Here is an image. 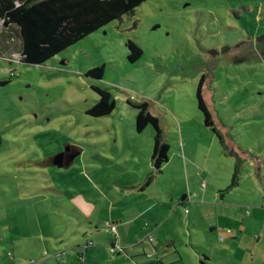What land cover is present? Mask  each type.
<instances>
[{
  "label": "rangeland",
  "instance_id": "1",
  "mask_svg": "<svg viewBox=\"0 0 264 264\" xmlns=\"http://www.w3.org/2000/svg\"><path fill=\"white\" fill-rule=\"evenodd\" d=\"M263 33L264 0H148L45 64L32 65L16 60L23 48L18 28L7 29L1 22L0 264H105L117 257L108 247L115 233L104 206L118 201L134 205L136 194L120 187L155 171L156 130L151 124L142 133L136 128L139 110L134 105L144 102L160 118L171 160L151 189L160 193L159 207L167 216L158 229L143 226L138 240L151 233L158 244L169 236L176 241L170 251L178 249L180 255L166 261L197 264L187 248V234L195 229V253L210 258L204 264H264V245L255 250L256 232L246 220L264 223V60L255 47ZM129 41L143 50L137 62L129 60ZM103 65L102 79L88 75ZM203 77L204 96L225 140L259 155L263 164L256 171L243 165L244 172L254 171L255 184L248 180L239 196L248 201L242 204L251 215L239 209L238 216L229 218L223 211L220 220L218 213L204 211L189 229L187 222L198 215L203 196L180 205L189 190L184 157L190 170L192 162L203 164L204 159L209 169L217 168L209 192L225 188L233 174L225 157L229 152L199 108ZM95 87L109 90L115 99L110 115L88 114L100 99ZM58 155L61 164L55 163ZM199 185L192 188L203 192ZM86 204L96 207L93 218L100 233L92 237L83 233L87 227L96 229L81 210ZM227 218L237 224L239 240L221 226L209 227L218 219L225 225ZM137 226H127L128 235ZM90 240L84 263L77 253H85Z\"/></svg>",
  "mask_w": 264,
  "mask_h": 264
},
{
  "label": "trees",
  "instance_id": "2",
  "mask_svg": "<svg viewBox=\"0 0 264 264\" xmlns=\"http://www.w3.org/2000/svg\"><path fill=\"white\" fill-rule=\"evenodd\" d=\"M146 1L148 0H0V23L7 29L11 26L18 28L23 44L22 62L42 65L106 24L133 13ZM128 47L129 60L137 62L143 55L142 48L133 41H129ZM255 47L258 58L264 60V33L257 38ZM104 72L103 65L90 70L88 75L102 79ZM204 81L203 77L199 83L197 98L199 108L205 116V124L216 134L225 150L236 158L231 185L224 191L229 192L239 185L244 162L249 157L247 151H243L236 144L233 145L232 141L225 140L223 132L217 128L209 100L203 93ZM94 90L100 99L88 110V114L98 118L110 115L116 108L111 92L99 87ZM134 106L139 110L136 119L138 133H142L151 124L157 134L152 154L155 171L147 176L143 185L146 187L157 174L162 173L163 166L170 161L171 146L166 141L160 118L152 114L149 103Z\"/></svg>",
  "mask_w": 264,
  "mask_h": 264
},
{
  "label": "crops",
  "instance_id": "3",
  "mask_svg": "<svg viewBox=\"0 0 264 264\" xmlns=\"http://www.w3.org/2000/svg\"><path fill=\"white\" fill-rule=\"evenodd\" d=\"M232 142H233V145L236 144L238 147H240L243 150L242 146H240L238 143H236L235 141H232ZM247 153H248L249 158L244 162L245 164L244 166L254 168L255 171L258 168L260 169L261 164L263 163H261L260 159H258L259 155L252 156L251 150L247 151ZM225 157H227L228 160H230V164H231L230 166L232 168V173L234 174V169L236 166V160L234 156L225 152ZM220 162L222 163V161ZM168 163H170V161ZM221 163L220 165H222ZM182 164L186 167V180L188 182L189 190L188 192H184L182 194L180 205L184 203L193 202L194 199L199 197L200 193L202 194L201 196H203V201L197 202L198 204L197 214L198 215L195 217H192V220L187 222L188 223L187 227L189 229L190 227H192V223L194 222V219L195 218L197 219L204 211H208L209 213L211 210L213 211V213L214 212L218 213L220 216L219 217L220 220H221V215L224 214L223 211H225L226 215L229 216V218H232V216L233 217L238 216L239 209H241L242 212L246 211L248 207L246 208V206L243 205L242 203L248 204V201H245L246 199L244 200L243 199L244 197L240 200L239 196H240L242 189L246 188L245 186L247 184V181L251 180L253 182V178H252L253 172H254L253 170L248 171V172H244L245 171L244 170L243 174L241 175V179H240L241 181H239V185L236 188L232 189V191L224 192L231 185V182L228 185L226 182L224 183V185H227L225 186V188H214L211 192H209L208 182H210L209 179L211 177V173H213L215 169L217 170V168H215L214 166L212 169L211 168L209 169L208 168L209 161L207 159H204L203 164H198L197 161L192 162L191 170L189 168V162L187 161V158L184 157ZM200 167H202V170L200 169ZM164 168L162 170V173L157 174V177H155V179L151 182V184L146 187H143L146 181V178L143 181L140 180V182L138 183L135 182V184L129 183V186L127 185V187H120L122 189L121 190L122 192L128 191L129 193L133 192L136 194V202L134 201V205H131L130 203L118 201L115 203L111 202L109 205L104 206V211L109 212L108 217L110 218L112 217L111 218L113 222L112 225L116 227V233L112 236L113 238L109 239L110 244L108 247L110 250L112 249V247H115V246L119 248L116 253L110 252L111 254H115V255L117 254V257L115 259L112 257L111 258L109 257V259L105 262V264H159V263L160 264H170V263L173 264L176 261L175 259L170 263H168L166 259L167 258L172 259L175 257V255H180V253L178 252V249H176L174 252L170 251L174 247H176L175 245L176 241L170 239L169 236L160 237L158 244L154 243L155 241L153 240L151 233H149V236L138 240L139 234L141 233L140 232L141 228L143 226L156 227V229H158L159 225H161L164 222L163 217L167 216L166 210L163 211L159 207L158 202L160 199L158 198V195H160V193L156 191L152 192L151 190L153 185L155 184L154 182L158 181L161 174L162 175L164 174ZM261 171L262 170H260L259 172ZM233 174H232V178H233ZM205 177L206 179H204ZM232 178H231V181H232ZM201 183H202L201 187L204 188V191L202 192L199 190L200 192H198L197 188L198 186H200L199 184ZM192 184H195L197 188L194 187L193 189ZM210 197H213V198H210ZM111 205L118 206V207L107 209V206L110 207ZM262 209L264 210V207ZM81 210H83L86 213L85 216L88 219H92L90 220L89 226L92 227L93 225H95L94 218H93L96 212L95 205H92V204L83 205ZM246 213L247 215H251L250 213L252 212H250V210L249 211L247 210ZM229 218H227L228 221H227V224L225 225H222L221 221L218 219L217 222H210L209 227L211 229L217 230V226H221L222 230L227 229L228 231L227 233L233 234L232 240L234 241L239 240V238L237 237L238 235L237 231H239V229L236 228L237 224L235 223V221H232ZM246 220H247V223H249L250 226L253 227L254 229L253 231L256 232L255 250H257L258 247L264 245V223L262 225L260 224L259 226L256 223L255 219L253 220L246 219ZM127 226H135V227L137 226L138 229L136 228L134 235L133 234L128 235L129 233L127 232V229H126ZM87 228L88 229L83 230L84 231L83 233L86 234V236L90 235L89 232H91L92 234L91 237L95 235V232L97 234L100 233L98 226L96 227V229L95 228L92 229L90 227H87ZM195 231H196L195 229H194V232L190 229V232H188L187 234L188 244L190 245V247L189 245H187V248L190 250V251L188 250L189 252L193 251L192 256L197 260L196 261L197 264H204L205 261L209 260L210 258L207 256V254H205L204 256L206 259L204 260L203 259L204 256L202 257V254L195 253L197 252L196 251L197 247H195V245H192L193 243H195V241H197L195 237L196 236ZM219 240L220 242H226V238H224L223 236H220ZM149 242H150V245H145ZM92 243H93L92 240L87 241L88 246L85 247L86 252L77 253V256H79V259H83L84 263H87V255L89 254L90 245H92ZM228 243H229L228 246H232V244H234L235 242L233 243L228 242ZM140 244H143V246L142 248H139L140 250H137L135 246H138ZM94 253L96 254V252H93V254ZM151 255H153V257ZM138 256L139 257L145 256L147 257V259L145 258V259L138 260L136 259ZM154 256L157 257V262L159 263H155V260L153 261ZM179 257L180 259H182L181 256ZM91 258H93V256ZM97 262L98 264L100 263L99 261ZM93 263L94 262L92 260V264ZM94 264H97V263H94Z\"/></svg>",
  "mask_w": 264,
  "mask_h": 264
},
{
  "label": "built area",
  "instance_id": "4",
  "mask_svg": "<svg viewBox=\"0 0 264 264\" xmlns=\"http://www.w3.org/2000/svg\"><path fill=\"white\" fill-rule=\"evenodd\" d=\"M16 60L22 62V61H21V56H20V58H16ZM112 232H113V233H116V227L113 226V225H112ZM90 244H91V243H90ZM118 249H119V248H118L117 246L112 247L111 252H112V253H116V252L118 251Z\"/></svg>",
  "mask_w": 264,
  "mask_h": 264
},
{
  "label": "water",
  "instance_id": "5",
  "mask_svg": "<svg viewBox=\"0 0 264 264\" xmlns=\"http://www.w3.org/2000/svg\"><path fill=\"white\" fill-rule=\"evenodd\" d=\"M61 158H62V155L56 156L55 163L56 164H61V162H60Z\"/></svg>",
  "mask_w": 264,
  "mask_h": 264
},
{
  "label": "flooded vegetation",
  "instance_id": "6",
  "mask_svg": "<svg viewBox=\"0 0 264 264\" xmlns=\"http://www.w3.org/2000/svg\"><path fill=\"white\" fill-rule=\"evenodd\" d=\"M66 155V154H65Z\"/></svg>",
  "mask_w": 264,
  "mask_h": 264
}]
</instances>
